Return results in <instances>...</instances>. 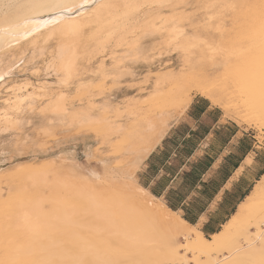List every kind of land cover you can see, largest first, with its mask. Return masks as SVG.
Segmentation results:
<instances>
[{
	"label": "snow or ice",
	"instance_id": "obj_1",
	"mask_svg": "<svg viewBox=\"0 0 264 264\" xmlns=\"http://www.w3.org/2000/svg\"><path fill=\"white\" fill-rule=\"evenodd\" d=\"M3 7L6 17L12 10L28 13L22 18L16 17L14 23V28L22 30L25 39L49 25L55 30L62 22L73 21L74 14L83 17L84 10L92 14L99 8H107L129 19L144 9L158 10L162 18H167L166 27L137 29L141 38L136 51L146 58L136 59L121 69L123 76L120 78L127 76L133 85L138 73L149 79L156 78L163 74L161 69L167 71L165 61L171 63L177 58L185 71H192L202 81L206 79L210 83L221 70L241 59L236 51L239 47L245 54L244 90L258 103L259 120L245 108L226 102L208 88L200 93L207 98L203 106L195 103L189 93L164 114L166 119L150 123V130L155 133L151 147L132 161L135 172L124 176L122 191L129 196L154 192L152 202L159 200L161 204L177 208L178 217H191L189 231L199 237L200 226L211 221L249 174L256 173L257 178L264 174V0H259L258 4L237 0H155L152 3L137 0H109L107 3L103 0H11ZM242 9H255L256 14L251 17L249 29L241 39L235 34L234 24L235 14ZM44 15L50 19H40ZM67 28L82 42L91 39L90 26L73 21ZM97 42L104 47L103 58L107 59L106 49L111 41L97 37ZM157 60L159 67L155 66ZM100 63L99 58L93 61L87 55L81 58L75 52L70 55L61 52L59 57L53 55L46 69L33 66L30 71L45 85L40 92H51L65 102L58 104L56 111L66 115L70 110L67 101L74 100L89 80L98 76ZM11 71L9 69L8 74ZM27 71L29 69H25ZM8 74H0V81L6 80ZM108 82L112 83L111 78ZM19 87L31 89L34 84ZM4 91L10 94L13 89L6 86ZM5 103L13 101L5 99ZM33 110L36 111L35 106ZM39 111L43 113L44 110ZM40 119L47 117L37 118L36 125ZM32 122L27 116L17 117L14 121L17 128L5 129V144L10 143V132H22L23 126ZM254 123H259L261 129L257 136L252 133ZM30 147L42 149L49 145L33 140ZM88 158H92L90 151ZM257 203L264 215V180H260L256 192L242 207L252 209ZM119 206L122 208L124 202L121 201ZM6 219L9 221L7 226L0 225V264H192L186 259L172 258L174 244L168 246V252L155 255L151 242L139 234L130 236L128 244L121 246L103 240L93 241L82 232L72 231L77 227L75 221L53 229L31 222L27 217L17 219L14 224L10 214ZM235 221L236 217L228 229ZM260 227L264 228V223ZM215 244L216 240H213ZM218 254L217 249L212 248L200 251L197 257L196 250H192L196 264H228L229 260L232 264H264V233L257 241L230 249L223 262L212 258ZM204 256L209 258L201 259Z\"/></svg>",
	"mask_w": 264,
	"mask_h": 264
},
{
	"label": "rangeland",
	"instance_id": "obj_2",
	"mask_svg": "<svg viewBox=\"0 0 264 264\" xmlns=\"http://www.w3.org/2000/svg\"><path fill=\"white\" fill-rule=\"evenodd\" d=\"M146 1L147 0H137V2L140 3H145ZM9 2H11V0H4L0 3V21L3 18L7 20V17H9V15L7 17L4 15L5 9L3 7L5 3ZM152 2L155 1H147V3ZM237 2L241 3L240 0H237ZM145 10L146 9H144V11ZM142 11L143 10L136 14V17L142 16L144 12ZM12 12H14V10L9 14H12ZM156 12L158 15L159 11L156 10ZM119 16L120 14L117 13V16L114 17L115 23L113 21L111 22L112 25L117 22L122 23V21L124 24H128L131 21L128 26L131 25L132 28H127L125 33L122 32L119 34L120 31H114L113 33L111 30H108L112 19L105 22L106 25H108V22L110 23L108 27H105L106 29H100L102 24H93L90 26L92 30L89 32V37H91V39L82 42L81 38H79L77 55L81 58L87 55V57L93 61L99 58L106 68H111L115 65L123 66L122 64H126L127 61L129 63H134L136 59L140 61L145 59V55L137 53L136 51L141 38L136 30L147 28L148 26H152L154 30H156L155 28L166 27L167 18H162L160 14L158 18L155 17L156 19L153 20V22L151 20V22L146 24V22L138 23L135 16H133L132 19L122 16L119 18ZM235 16V34L239 35L242 39L248 31L243 28L247 25V20L243 22V18L240 20L237 14H235ZM133 19H135V21ZM160 19H162V22L159 24ZM2 23L5 24L6 22L2 21ZM155 23L156 26H153ZM237 27L238 29L240 27V32ZM117 34L119 35L117 36ZM97 37H100L101 40L104 41H111L106 49L107 59L103 58L105 49L100 42H97ZM30 42L29 40H23L17 48L11 47L0 52L1 74H8L9 69L12 70L11 74L7 75L6 80L0 81V221H5L4 223L9 222L6 219L9 214L12 216V222L14 223L17 219L23 220L25 217L31 222L36 221V218L30 216L27 212H21L19 214L20 216L11 213V209H13L11 206L14 204L12 202H17V199H19L17 194L21 193L24 195L28 193L29 195V190L32 189L29 181L31 176L28 177V173H25L27 174L26 177L24 176L25 174L22 173L23 177H25L24 180L20 177L22 174H19V176L17 175L22 172V168L32 166L31 168H36L35 171H37V169L38 171L41 170L39 175H42L41 173L44 172L42 176H45V173H47L48 181H51L53 179V174L55 175L57 172L58 174L65 173V165L73 166V171H77L74 172V174L79 175L75 176L81 179H83L84 176L87 179L94 180V175L105 179L107 172L116 175H121L123 173L130 174L132 173V161L139 156L137 150L141 147L137 139L138 137L134 139V136L132 137L130 133L135 132V136H137V133L144 134L145 124L148 122L154 124L162 119H166L167 117L164 114H166L169 109H172L174 105L179 104L183 99H180L177 91L188 90L192 96H201L194 91L193 86L196 82L202 80L192 71H185L179 58H177L171 63L165 61V67L167 68L166 72L164 69L160 70L162 73L184 72L186 76L175 84H170L169 81L164 79L158 81L157 77L149 79L145 77L144 74L138 73V78L133 85L129 78L124 77L121 79L116 77V79H114V75V77L107 75L104 77L105 79H103L99 73L98 76L90 79L87 86L76 94L74 100L67 101V105L70 109L67 114L62 115L60 121L50 125L48 119L54 116L53 113H55L51 110L52 106L50 104L57 102L59 105H64L65 102L60 101L58 96H53L51 92L45 91L42 93L38 88H35L38 86H42L43 88L45 85L42 80L33 77L30 70L33 66L37 69H46L48 62H50L53 55L56 54V47H58L57 45H59V42L57 43L55 38L45 41L38 39L34 44ZM236 51L241 56V59L221 70L217 74L216 79L210 83H212V86L216 90L224 92L227 102L245 108L249 114L258 121V103L244 90L243 74L245 68V54L242 53L239 47H237ZM155 66L159 67V60L156 61ZM25 69H29V71L25 72ZM110 78L112 83L108 82ZM140 80H144V83L141 84ZM23 84H34V87L31 89L25 87L24 90L15 92H18L19 95L22 96L34 92L35 95L31 97V103L29 104L28 102L30 99H25L21 102L19 106V110L21 111L6 109L7 107H4L3 101L11 98L13 91L10 94L6 93L4 91L5 87L11 86L12 89H14ZM171 89L176 92L173 94V96H175L174 98H171L173 97L171 96L172 94H168V91ZM113 93L112 103L108 105L110 99L108 96ZM253 105H255V107H253ZM33 106H35L36 111L33 110ZM39 109H43V113H41ZM5 110V113L9 117L8 120L3 118V111ZM25 116L32 119V124H25L23 126L24 131L22 132H10V143L5 144V129H16L17 126L14 123L16 118H23ZM41 116H46L47 119H40L39 125H36V119ZM252 131L255 132L256 135L260 134L261 129L259 123L253 124ZM33 140L46 142L49 147L42 149L31 148V142ZM26 143L28 145L27 147L25 146ZM89 151L92 155L91 159L88 158ZM61 160H66V162L62 163ZM48 163L50 165H48ZM15 171L18 173L16 174ZM13 178H17L19 182L21 179L23 181L21 183L23 184L19 182L16 184V182H14L16 179L13 181ZM27 180L29 182H27ZM260 180H264V176ZM102 181L104 182L105 180ZM103 182L102 184L104 185L109 184L107 181H105L107 184ZM25 186L27 188H25ZM23 190L27 192L23 194ZM45 191L44 193L47 194L48 190ZM102 192H104V190ZM21 194L20 197L22 196ZM31 195L32 193H30V196ZM10 200L12 204L11 206L8 205L10 208L8 207L9 210H6L7 208L5 209V207H7V204H10ZM42 209L44 211H49L50 204L46 201L43 202ZM1 210L4 213H2ZM255 216H262L259 203H257ZM248 221H250L251 224L254 222L253 219H249ZM2 222L1 225L4 224ZM247 228L250 233L254 232V228L251 225H247ZM207 239L210 238L207 237ZM243 240V236L237 231V233L232 236L229 245L236 242L243 243ZM183 244V240L179 238V245L181 246ZM161 249L164 253L169 250L165 241ZM222 251L221 254H227L226 249ZM181 254H184V258L188 261H192L193 264V256L189 252L184 253L182 251ZM178 259L180 258L176 260L180 261Z\"/></svg>",
	"mask_w": 264,
	"mask_h": 264
},
{
	"label": "bare ground",
	"instance_id": "obj_3",
	"mask_svg": "<svg viewBox=\"0 0 264 264\" xmlns=\"http://www.w3.org/2000/svg\"><path fill=\"white\" fill-rule=\"evenodd\" d=\"M2 1L4 0H0V3ZM147 1L150 2L155 0H147ZM240 1L241 3H251V4L259 3V0H240ZM77 2H79V0H77ZM103 2L107 3L109 2V0H103ZM236 14L237 16L240 17V20H242L241 18H243L242 20L243 22H245L244 20H247L246 23L247 25L243 28L248 30L250 19L253 15L256 14V10L242 9ZM25 15H28V13L25 11L14 10L12 14H9L7 20L3 18L4 20L2 19L0 21L1 22L0 52L7 50L11 47L17 48L23 40H29L31 41L30 43L34 44V42H36L38 39L45 41L47 39L55 38L56 42L57 43L59 42V45H57L58 47H56L57 51L55 54L57 57L60 56L61 52H63L65 55H70L73 52L77 54L80 37L74 35L70 30H68L67 25L73 23V21L76 24L87 25V26H91L93 24L94 25L102 24V26H100V29L101 28L104 29L105 27H108V25H110L112 21L115 23L114 17L117 16V12L115 10H110L107 8H99L95 10L94 13L90 14L87 10H84L83 17L74 14L73 21H64L60 25H58L55 28V30L52 25H49L48 27L42 28L40 32L35 33L34 36H30L27 39H25L21 35L22 30H17L14 28L15 18L16 17L22 18ZM158 15H160V13H158ZM158 15L156 11L151 9H146L143 12L142 16L136 17L135 15V17L138 23L146 22V24H148L149 22H151V20L153 22V20L158 18ZM40 19H50V17L44 15L41 16ZM110 19L112 20L110 21V23L109 22L107 23L108 25H106L105 22H107ZM133 20L135 21V19ZM2 21L6 23L3 24ZM161 22L162 19H160L159 24ZM156 23L153 24V26H156ZM128 24L126 23L124 24L123 21L122 23L117 22L116 24L113 25L111 23L108 30L109 31L111 30V32L113 33L114 31L115 32L120 31L119 34H121L122 32L125 33L127 28L128 29L132 28V26L131 25L128 26ZM29 27H35V25H29ZM61 28L65 30L61 32L59 30ZM3 29H9V31L4 32L2 31ZM155 29L157 30L159 28H155ZM239 29L238 31L240 32L241 29L240 30ZM119 34H117V36ZM126 64H130V63L127 61ZM122 65L124 66L125 64ZM123 66L115 65L114 67L106 68L103 62H101L98 68L100 70L99 73L101 74V77L103 79H105L104 77L107 75L110 76L114 75L115 76L114 79H116V77L120 78L121 76H123V73L121 71ZM185 76L186 75L184 72H178V73L168 72V73H163L162 75H158L157 79L158 81H162L160 79H164L169 81L170 84H175ZM124 77L128 78L127 76ZM35 88L40 89L42 88V86H38ZM193 88L194 91L197 92L198 94L202 93L205 88H208L210 91L215 92L221 98L223 99L226 98V95L224 94L223 91L216 90L212 86V83L207 82V80L196 82ZM20 90H21L20 87L14 88L12 97L8 98L11 101H13V103L6 104L5 100L3 101L4 107H7L6 109L17 111L20 108L19 106L21 102H23L25 99H28L27 97H32L33 95H35V93L33 92L31 94L28 93L27 95L22 96L19 95L18 92L17 93L15 92ZM169 93L170 95L172 94L171 96H173V94L176 92L171 89L168 91V94ZM177 93L179 94L180 99L186 98L189 94L188 90H179L177 91ZM113 96L114 93L108 96L110 98L108 101L109 102L108 105L112 103ZM201 96L206 98V96L204 95ZM174 97L175 96L171 98ZM31 101L32 98L28 100L29 104L31 103ZM50 105L52 106L51 110L55 112L53 113L54 116L51 115L52 117L50 116L51 118L48 119V123L52 125L57 121H60L62 115L65 114L63 112L56 111V107L58 105L57 102L51 103ZM5 112L6 110L3 111V118L5 120H8L9 117ZM130 135L132 137L134 136V139L135 137H138L137 139L141 147L138 148L137 153L140 154L143 151H147L148 148L151 147L150 141L151 138L155 135V133L150 130V122H148L147 124H145L144 134L137 133V136H135V132H131ZM61 162L62 163L66 162V160H61ZM48 165L50 164L48 163ZM31 167L22 168L21 169L22 172H20L19 170L20 173L15 171L16 174L18 173L17 174L18 176L19 174L22 173L24 174L28 173L29 174L28 177L31 176L29 181H30V185L32 186L31 187L32 189L29 190L30 191L29 195L28 193H25L27 192L26 191L27 189L25 191L23 190L24 191L23 194L25 193L24 195H22L19 192L22 196L20 197V194H17L19 196V199H17L18 201L16 202L15 201L16 198L14 197L15 202H12L14 204L11 206L12 203L10 200L9 202L10 204H7V207H5V209L7 208L6 210H9L10 206L11 208L13 207V209H11V213L13 215H17V214L19 215L21 212L22 213L27 212V214L36 218V221L34 222H38L41 225L51 226L53 229L62 228L66 226L69 221H75L77 227H74L72 231L82 232L93 241L103 240L114 245L124 246L128 244V238L130 236L139 234L151 242V250L157 256L162 255L164 253L161 247L165 241V244L167 243V246H169L170 244L175 245V254L172 257L173 259L180 258L178 260H185L184 254H181L182 251L184 253L189 252L192 255V250H196V256L199 257L200 251H210L212 250V248H215L217 249L220 255H214L212 258L223 262L225 256L229 254L230 249L246 246L250 242L257 241L260 238L261 233H264V228L260 227L261 223H264V215L260 217L255 216L257 210V204L252 209H249L247 207H242V205L247 204V202L249 201V197H251L253 193L256 192V185L259 184L260 181L254 185V187L246 196V198L239 204L236 212L222 226V229L218 231L216 234L210 236V239H207L205 236H203L201 232H199V237H197L195 233L190 232L189 228L191 226L189 224H187L184 220L178 217L176 213L166 208V206L164 204H161L159 200H156V202L153 203L152 196H150L148 193L147 194L134 193L129 196V194H126L122 191L124 176L133 174L135 172L134 171L135 168L133 164H131L132 173L130 174L123 173L121 175L119 174L116 175L107 172L105 175L106 177L104 176L105 179L94 175V180L87 179L84 176L83 179L77 178L79 175L74 174V172H77V171H73L72 168L74 167L70 165H65L64 166L66 167L65 173L58 174L57 172L55 173V175L53 174L52 176L53 179L51 181H48L47 173H45L47 176L46 175L42 176L44 172L41 173L42 175H39L41 170L38 171L37 169L38 171L37 172L35 171L36 170L35 167H34L35 169ZM75 175L78 176L76 177ZM24 176L26 177L27 174H25ZM20 177H22L21 178L22 180H24L25 178L23 177V174ZM17 178H13V181L14 179H16V181H14L16 182V184L17 182H19L17 181ZM21 179L19 183L23 182ZM102 180L107 181L109 184H107V182L105 183V181L103 182ZM29 181L27 180V182ZM102 182L107 184L108 186L102 184ZM26 186L25 188H27ZM45 190H48L47 194L44 193L46 192ZM103 190L104 192H102ZM30 193H32L31 196ZM17 195L16 197L18 198ZM45 201L50 204L49 211H44L42 209V204ZM121 201L124 202V206L122 208L119 206ZM1 212L4 213L2 210ZM234 217H236V221L234 224H232L231 229H228L227 226L230 223H232ZM247 218L248 220L253 219L254 222L251 224V222L248 221ZM1 222L2 220L0 221V225ZM8 223L9 222L4 223L3 225L7 226ZM12 223L14 224V222ZM247 225L249 226L251 225L254 228L253 233H250L248 231ZM237 231H239L243 236L244 238L243 243L236 242L229 245L232 236L235 233H237ZM221 233H223V236L221 235ZM179 238H181L184 242V244L181 246L179 245ZM213 240H216L215 245H213ZM225 249L227 250V254H221V252H223L222 250ZM202 258H204L203 260H207L209 257L204 256ZM193 264H196V261L194 259H193ZM228 264H232V261L229 260Z\"/></svg>",
	"mask_w": 264,
	"mask_h": 264
},
{
	"label": "crops",
	"instance_id": "obj_4",
	"mask_svg": "<svg viewBox=\"0 0 264 264\" xmlns=\"http://www.w3.org/2000/svg\"><path fill=\"white\" fill-rule=\"evenodd\" d=\"M195 103H197L200 106H203V104L206 102V98L201 96H193ZM253 136H257L255 132H253ZM155 157H153V163H155ZM264 176V174H260L259 178H257L256 173L249 174L246 180L241 183L236 191L234 192V195L229 199V201L224 205L223 208H220L216 214L212 217L211 221L207 223L206 225L200 226V232L205 236L206 238L214 234H216L218 231L221 230L222 226L229 220V218L236 212L237 207L239 204L246 198V196L249 194V192L252 190L254 185L260 181V179ZM150 196H155L154 192L148 193ZM166 208H168L170 211L176 213L178 211L177 208L171 207L170 204H164ZM182 220H184L187 224L192 226V219L191 217L185 219L183 217H180Z\"/></svg>",
	"mask_w": 264,
	"mask_h": 264
}]
</instances>
